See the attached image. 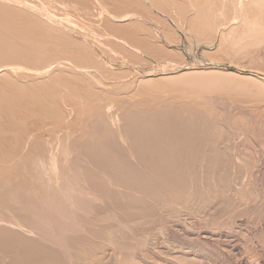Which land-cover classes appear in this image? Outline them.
I'll return each mask as SVG.
<instances>
[{
  "label": "rangeland",
  "instance_id": "1",
  "mask_svg": "<svg viewBox=\"0 0 264 264\" xmlns=\"http://www.w3.org/2000/svg\"><path fill=\"white\" fill-rule=\"evenodd\" d=\"M20 1H22V3ZM46 1H47V4L51 3V6L53 4L52 2L54 3L57 2V0L56 1L49 0V3H48V0ZM61 1L57 2V4H59L58 6L57 5L55 6L56 3L53 4L55 8L53 6L51 7L50 4L47 8V4H45L43 0H19V1L18 0H15V1L14 0H0V7H1L0 9L3 10L6 8L7 10L5 14L10 12L11 16L15 14L13 15L14 17L17 16L18 18H21L20 20L23 19L24 22H26L27 20L26 23L30 22L31 23L30 25L34 24L36 25L35 27L40 26L39 28L43 31V33H44V29H46L45 30L46 33L44 34L47 36L51 35L50 37L51 38L53 37L52 41L53 39L54 41L52 42L51 38L49 39L46 36V38L49 39V41L51 42L50 43L47 40L49 42V45L52 44L53 46L52 45L49 46L48 44H46L48 43L46 40L45 41L42 40V44H46L44 45L45 48H50L51 46L53 48H57L56 46H58V44L60 48L62 46V45L60 46V44L62 43L63 44V46L61 47L62 50L61 48L60 50L63 52L62 53L63 55L65 54L64 56L61 55L62 59L60 58L61 60L59 59V61H57L58 63L53 61L55 65L52 62L54 66L53 65L51 66L50 64L49 67H52V68L49 69L48 67V70H46V72L42 76L41 75L37 76V78L41 77L39 78L41 80L43 79L46 80V78H48L46 77L47 75L46 73H50L49 71H51L52 73H55L54 75L52 73L47 75L51 79L52 77H50V75L53 76L54 79L49 80L48 78L49 81L48 80L47 81L49 84L46 85V88H49V90L53 91V93L48 92V93H51L53 96L50 94L51 95L50 97V95L47 94V92H45V91H49L46 88L38 89V90L42 89L41 90L42 94L39 91L38 95L41 94L40 97L42 98V100L40 101H43V103L42 104L40 103V104L41 106H43L44 104L43 108L46 110L47 113L44 112L42 108H40V110H42L43 113H46V114L41 115V112H42L41 111L39 116L36 114L37 117L33 115L35 118H32V114H29L28 112H27L28 114L26 112H22L24 113V115L26 114L29 117L28 121L26 122V126L30 128L29 133L31 135L33 133L35 136V134L38 132L36 135L39 137L42 136L41 139L43 138L42 142H43V147L45 150L44 152L45 156L43 155L41 156V158L38 159L37 165L34 169L35 171L34 173L37 174L36 177L38 179L37 180L38 183L33 181L35 183L33 185L34 187L36 186L35 194L37 192L38 198L36 199L38 201L36 200L30 206L29 208L30 212L27 211L28 214H30L28 215L29 218L27 217V219H25V224H23L22 228L16 226V224L14 226L12 224L11 225H9L8 223L7 224L9 226L14 227L15 230L19 229V231L27 235L30 239L33 240L35 238L33 241H35V244H37L36 247L41 248L40 254L44 258H47V259L50 258L54 260L55 264H74L76 261L72 257H74L73 255H75V252H78L79 248H84L85 253L92 254L96 258L98 256H102L104 252L105 256L107 255L106 258L104 256L105 258L104 261H106L107 264H115V262L116 264H118V261H120L121 258L122 259L128 258L129 260L132 257L136 258L137 260L140 259L139 261H142L144 264H147L148 262H149L148 264H152V263L162 264V262H164L163 264H165V262L166 264H181V261L183 262L182 264H185V261L183 260H186V264L187 262H190L191 264L192 262L193 264H207V263L210 264V262L212 263V261H215V260L216 261L213 262L212 264H225L226 262L227 264H240V262H243V263L247 262L248 264H250L251 262H252L251 264H255L257 262L256 264L258 263L263 264V261H264V254H263L264 252V99L263 97L264 96L263 97L260 95L258 96L255 94L254 91L252 92V90L250 91L249 89L240 90V91H237V90L233 91L231 89L229 90V92L228 90L225 91L228 94H225L222 90H219L221 92L211 91L208 93L209 95L206 93L207 96H204L205 99L212 96L210 98L211 100L209 99L210 101L208 102L207 100L203 99L202 103L207 101L208 104H206L207 103L206 102L205 105L209 106V103L211 101L214 102V99H216L215 103H217V101L220 100L219 103H217L220 106L214 103V105H216L215 109L218 108L216 109L217 111L214 109V105L211 104L212 102L210 103L211 105L209 106V108L207 106H204V109L207 108V110L203 112V116H206L205 114L210 110L207 113V115L210 116L214 113L215 117L214 115H212V118L211 116L210 117L206 116L207 118L202 116V117H197L195 120L194 118L191 119L190 116L184 115V119H183V116L181 114L180 116L178 115V112H179L178 107L179 108L182 107V105L186 101H189L190 97H192V94L190 91L178 87V84L176 83H172L171 85H169V88L167 89L168 91L165 88L153 89L154 87L152 86L148 87L147 85L143 83V81L146 78L156 79L161 76H166L167 74L168 75H173L176 73L178 74L185 70H204V69L208 70L210 68H218V69L224 68L221 65L225 67L235 66L238 70H241V69H247V70L249 69L252 71L254 70L255 72H259L260 74H262V78L264 80V14H263L264 13L263 12L264 11V0H260V1L258 0L259 2L257 0H69V1L63 0L64 3H66L64 7L67 6L68 3H70L71 1L72 2L71 4L73 5L70 4V6H72L73 10L69 7L68 8L65 7V9H63L64 8V7L62 8L63 1L62 3H60ZM261 2L263 3V5ZM7 3L10 5L8 6ZM61 4L62 6H60ZM59 7L61 8L59 9ZM40 8L42 9L50 8V9L44 10V13H43L41 11L42 9ZM86 9H89V10H86ZM56 10H60L61 12H64L65 10L66 14L64 15L65 12L60 13V11H58V13L55 14ZM83 10L84 11L86 10L88 14L86 12H83ZM46 11H48L49 14H53L52 16L50 15L51 19L49 18V14ZM68 11H71V13ZM95 11L97 12V14L95 13ZM82 12L85 15H83ZM68 13L71 16L70 19H69ZM260 13L261 15H259ZM30 14H32V16ZM43 14H48V15L45 16ZM58 15H60L59 18L56 19V21L53 20L55 19L54 17L56 16L57 18ZM61 15H62V18H61ZM95 15H98V16H95ZM36 17L39 19H37ZM63 17L65 18L67 17L69 20L64 21ZM235 17L239 19L237 20L235 19ZM33 19L35 20L37 19L36 22ZM57 20H59L60 22ZM43 21H45V23ZM99 22H101L102 24ZM121 22L123 24L126 23L125 26L120 25ZM51 24L52 25L55 24V25L52 26ZM74 24L77 26H75ZM116 24L118 26H115ZM50 28L51 29L53 28V29L51 30ZM103 28H106V30ZM108 28L109 29L113 28V30H109V32L111 33L108 32ZM0 29L3 30L2 27ZM102 29L105 30V33ZM117 29L121 31L119 32L117 31ZM90 32H92V34ZM114 33L116 34L117 37L115 36ZM124 33H127L128 36L126 37V34ZM61 34L63 35L62 37H60ZM66 34L68 35V37ZM107 34L109 37L107 36ZM222 34L224 36L222 39H220L219 35H222ZM119 35L121 38H119ZM69 36L71 38H69ZM113 36L121 40L120 41L117 39L115 40ZM122 37L123 39L125 38L124 39L125 41L122 39ZM128 37H130V40ZM63 38L66 41H64ZM131 39H134V40H131ZM219 39L222 40L221 41L222 44H220ZM66 42H68V44H66ZM77 42H78V45H76ZM53 43L56 44L55 47ZM35 44L37 43L34 42V45ZM79 44H80V47H78ZM82 44L85 45V47ZM97 44H99V46L101 45L103 48L101 46L99 47ZM221 45L222 47H220ZM76 46L78 47V49ZM82 47L85 49H83ZM88 47L91 48L90 49L91 51L88 50L89 49ZM79 48H81V50ZM117 48H118V51H117ZM67 49L69 50L70 53L68 52ZM106 50L108 52H106ZM109 51H110V54H108ZM78 52L80 54H78ZM88 53L90 54V56H88ZM81 54H82V57L79 56ZM83 54H85V56ZM76 55L79 58L81 57V59H79ZM70 57L72 59H70ZM69 59L72 61H70ZM92 59L94 61L97 60L96 61L97 63L92 61ZM84 60L85 62H83ZM88 62L91 63L92 67L91 66L90 68L88 67L90 65ZM70 63H72V65ZM79 64L80 66H78ZM84 64L85 66H83ZM81 66L82 68L85 67L87 69L84 68L83 70ZM16 68H19V67H16ZM22 71L23 70H21L20 72H12V73L10 72L11 73L10 75L15 77L16 75H19V73L21 74L25 73L27 70H25V72H22ZM56 71H59L62 77ZM56 73H58V75ZM68 75L71 78V79L69 78V80H68V77H69ZM86 75L88 76L86 77ZM55 76H56V79H60L61 82L65 80V82H62L63 86L60 85L62 84L60 80L57 83ZM91 78L94 81H92ZM74 79H77V80H74ZM140 80L142 82H140ZM53 81L54 82L56 81L55 85L57 84V86L54 85ZM67 81H69L68 83L72 84L73 86L69 85ZM50 83H51V86H50ZM64 84H66L65 87H64ZM88 85L90 87H88ZM130 86H132V89H130L131 88ZM56 87H59V88H56ZM60 87H64V88L62 89ZM85 87H87V90ZM66 89H68V91ZM38 90L36 89L34 91V94L38 93L36 92ZM113 90L115 91V93ZM154 90H156L155 93H153ZM157 90L159 93L157 92ZM165 90L166 92H164ZM80 91L82 92L80 93ZM161 91L164 93L161 94ZM244 91H246V93ZM60 92H61L60 94L61 96L59 97ZM146 92L147 94H145ZM180 93H182L183 95ZM173 94H175V96H178L180 100L176 98L175 96H172ZM63 95L66 97L63 98ZM105 95L107 96L105 97ZM150 95H153V97ZM186 95L188 98L186 97ZM215 95H218L219 97ZM48 97L50 98V100ZM52 97L54 98L56 97V99ZM61 97L63 98V100ZM100 97L101 98L103 97V98L101 99ZM155 97L156 98L158 97V98L155 99ZM225 97L227 98L225 99ZM161 98L165 100L167 99L166 102L167 101L168 102L166 103L165 100H161ZM51 99H54V100H51ZM175 99L177 100L176 102H174ZM150 100L153 101L152 103L154 104H152ZM222 100L223 101L226 100L225 101L226 105L222 102ZM61 101L62 102L64 101L63 102L64 104H62ZM96 101H98L97 102L98 104L96 103ZM155 101L157 102L155 103ZM163 101H164V104H167V106L165 105L167 108L164 107V104H162ZM85 102L87 103V105L90 104L89 106V109H91L90 112H88L89 109L88 111L85 110V112H83L84 110H79V108L77 107L78 105L85 104ZM148 102L150 103L147 104ZM158 102L159 103L161 102V103L159 104ZM171 102L173 103L171 104ZM220 103L222 104V110H221ZM228 103L229 105L227 106ZM233 103L235 106L233 105ZM93 104H95V106H93ZM223 104L226 107L223 106ZM230 104H232L231 108H230ZM48 105L52 107L51 110H53V107H56L54 110H57V111L58 109L59 111L62 110V112L61 111L60 112L62 116L64 115V117L62 116L58 117V119L56 120L50 119L51 118L50 117L48 120H46L48 116H45V115L49 114V112L51 114V111H50L51 107L50 106L48 107ZM174 106L176 107V109L174 108ZM211 106L213 107L212 113H211V110H212ZM39 107L40 105H38V109ZM108 107L111 108V110H109ZM147 107L149 108L147 109ZM47 108L49 111H47ZM150 108L151 109L153 108L152 109L153 111ZM71 110L73 112H71ZM140 110H142L143 112ZM59 111H58V114L60 116ZM150 111L152 114L150 113ZM169 111H172L170 112L171 116L169 115V117L165 116V118H163L164 113H166L167 115ZM176 111L178 112L176 113ZM108 112H110V114H108ZM1 113L3 112L1 111L0 114ZM209 113L211 114L209 115ZM4 114H1L0 116L2 117ZM7 115L8 114H6L7 118L4 117V119L6 118V121L3 119V117L1 118L4 120L3 122H7L8 120ZM10 115L9 117L11 118ZM43 116L47 118L45 119ZM91 116L93 117L91 118ZM172 116L173 118L171 119ZM134 117H135V120H133ZM152 117L154 119H152ZM174 117H175V120H174ZM70 119L72 121H70ZM163 119L165 121H163ZM202 119L204 120L202 121ZM206 119H207V122H206ZM190 120H191V124L189 123V125L192 126L191 127L192 129H190L189 128L190 126H188V122H190ZM212 120H213V123H212ZM209 121H210V125H209ZM46 122L48 123V125H46L47 124ZM146 122L148 124H146ZM165 122H166V125H165ZM175 122L177 125L175 124ZM179 122H181L182 125L181 124L179 125ZM183 122L185 123L184 125H183ZM186 122H187V125H186ZM68 123H70V126ZM215 123H216V126L218 123L219 125L216 127ZM167 124H170L171 129L169 132L171 133L173 132L172 133L173 135L172 134L170 135V133L167 132V134L165 133L162 136L163 129L169 128ZM197 124H200V126H198ZM76 125H78V127ZM151 125L152 127H150ZM208 125L210 126L209 131H208L209 129ZM211 125H212V128H211ZM6 126L10 128L8 129L6 127L11 137H13V133L14 135H16V137L18 136L17 133L19 130L17 131V129L19 128H16L13 130L12 125L11 127L9 125H6ZM46 126H49V127H46ZM184 126L185 128L188 126L186 130L188 131L191 130V131L189 133L182 134V130L183 131L185 130ZM220 126L221 128H219ZM39 127L40 129L38 130L34 129V128H39ZM193 128H195V131L193 130ZM224 128L226 130L228 128L227 134ZM10 130H12V134ZM23 130H25L26 133L28 131L26 128L22 129V131L19 134L21 135L19 137L21 140L24 136L28 135V133L27 134L25 133L26 135L23 134L25 132V131L23 132ZM218 130H220V133H217L219 132ZM54 131L55 133H53ZM70 131H71L70 133L71 136H69ZM158 131H159V134H158ZM210 131L211 132L213 131V132L210 133ZM176 132L178 134L179 139L177 137L176 139L173 138L177 136ZM196 132H198L197 135H194L196 134ZM199 132H201L200 135L202 136L198 135ZM208 132L210 133V135L208 134ZM4 133L8 137L7 132H4ZM63 133L64 135H62ZM160 133H161V136H160ZM191 133L193 134L192 136H191ZM66 134L68 135L66 136ZM117 134H119V136ZM138 134H141L142 136H144L143 139ZM187 134H190V135L188 136ZM182 135L184 136V138ZM206 135H207V139L205 138ZM208 135H209V139H208ZM164 136L166 140L164 139ZM171 136L174 140L171 138ZM215 136L217 139H219V141H216L217 139L215 140V143L217 145L212 144L214 142ZM11 137L8 138L9 142L8 141L6 142H7L8 147L10 145L11 148L13 145L14 146L16 145L18 150L15 149L16 153L13 150V155L18 154L17 156L15 155L14 157V158L16 157L18 158L19 152L21 153V149H23L22 151L24 152L26 151V146L24 150L23 142H20L19 144L20 149H19L18 148L19 145L17 146V144L19 143V142L17 143L19 138H16V137L11 138ZM61 137L63 140H61ZM80 137L82 138V140L80 139ZM169 137H170V141L168 140ZM196 137H200V139L198 138V142H197L198 144L195 141V139L197 140ZM24 138H27V136ZM151 138L153 140L150 141ZM10 139L11 141L12 139L14 140L16 139L17 140V141L15 140L16 144L14 143L15 141L10 142ZM144 139H147L148 141ZM201 139L203 140L205 139L204 145L202 143L203 140ZM115 140L117 142H115ZM118 140H119V143H118ZM208 140L210 141V144H212L213 146L212 145L209 147L207 146V145H210ZM23 141H24V145L25 143L26 145L29 144V142H25V139ZM49 141L52 142V144L49 143ZM161 141L163 142V145L162 143H160ZM171 141H173L174 145ZM183 141L185 143L184 147L186 150L182 154H178V149H180L181 146H183ZM187 141L188 143L190 142L189 143L190 146L188 145ZM193 141L197 145L196 144L194 145ZM57 142H58L59 147L57 145L58 148L55 149ZM139 142H141V144H138ZM175 142H177L178 145H176L177 143ZM11 143H14V144L11 145ZM48 143H49V146H48ZM53 143H54V147H53ZM21 144L23 147L21 146ZM205 145L207 149L205 148ZM215 145L217 146L216 149L221 148L220 150L218 149L220 151V154L218 153V150L216 152V150L213 149L215 148ZM197 146L200 147V150ZM166 147L167 149H169V151L168 150L164 151ZM50 148L52 149L49 150ZM149 148H151V150ZM159 148L160 150H158ZM210 148L212 149L210 150ZM58 149L61 153L58 151ZM171 149H172V152H171ZM194 149L196 151V154L194 152ZM9 151H12V149ZM56 151L58 153L54 154V152L56 153ZM167 151H168V155H167ZM151 152L152 154L154 153L153 156ZM159 153H161V156L159 155ZM205 153L208 158L206 157ZM207 153L209 154L210 157L208 156ZM214 153L218 156L216 155L213 156ZM192 154H194L195 158L193 157ZM53 155L56 158H54ZM162 155L163 157L164 156L165 157L163 158ZM186 155H187L186 158L188 159V161H186L187 160L185 158ZM166 156H167V160L165 159ZM202 156L204 160H206L205 162ZM174 157L176 158V160ZM180 157H182V159H180ZM170 158H172V160ZM140 159L142 161H140ZM173 159L175 160V162L173 161ZM47 160H49V162H45ZM54 160L56 163L54 162ZM232 160H234V162H236L237 164L232 163ZM163 161H165V163H163ZM172 161L174 164L172 163ZM45 163L47 164L50 163L51 165L48 164L49 165L48 166L46 164L45 166ZM176 164L178 167L176 166ZM39 172H41L40 176L38 175ZM42 174H44V176ZM45 174L47 175V177ZM42 176L45 178V179L42 178L44 181V184L43 182H41ZM61 176L63 177V180H61ZM32 178L34 179L33 175H32ZM47 181H50L49 183L51 187L49 186V184H46ZM61 182L63 183L61 184ZM39 186L41 187L39 188ZM65 187H67L68 189ZM69 187L72 189L71 191ZM146 187H148V189ZM79 188L82 190H80ZM46 189H47V192H46ZM55 190H57V193H58L57 194L58 197L56 196L58 201L62 199V196H61L62 194L60 195V192L63 191L62 202L65 201L64 199L66 198L65 194L67 195L69 194L67 199L68 201H70L69 198L71 199L70 201L71 203L70 202L68 203L73 205L71 206L73 207V210L69 206V210L71 208V212L70 211H68L69 213L66 212L68 210V209L66 210L65 208L67 206V203H66L67 201L64 202L66 203V206H64L65 204L61 206L62 208L65 209V211L63 212L64 213L66 212L65 214H68L70 216L68 217L70 218L69 220L70 222H72V224L68 223L69 221L67 219V216L61 212L62 210L61 211L59 210L60 211L59 214H58V210L57 212H55L57 208L61 209V206H59V203H56L57 199L53 197V195L54 196L56 195ZM51 192L53 193V195L51 194ZM19 196L20 195L15 196L14 198V196L11 195V198H10V195H9L7 197L5 196L2 198V202H5V199H6V201H8L10 205L12 206V208L8 212L3 210V215H5L6 220L8 219L10 221L12 220V216H11L12 213L20 214L23 212V210L19 208L20 205H16L17 202H15L17 198H19ZM40 198H42L43 200L44 198H47V200H44V202L46 201V205L44 207L42 205L43 203H41L42 200ZM251 198H254L255 200ZM20 199H24V197L20 196ZM49 199L51 201L50 202L51 205L47 206L49 204ZM52 199H56V202H54V204L57 205V207L53 210L54 213H52L51 211L52 208H54L52 206V203H53ZM168 200L171 201V204L169 203ZM72 201H73V204H72ZM253 201H254V204H253ZM252 204L254 207L252 206ZM33 205L35 206V208ZM15 206L16 208H19V209H16ZM50 207H52L51 210H49ZM115 207H116V210H118V213L114 209ZM47 208L49 212L51 211L52 220H51V216L49 212L46 213ZM138 210L140 212L139 214H138ZM34 213H35V216L39 217L37 218L39 222H42L40 221L42 217H43L42 219H44L46 223L48 222L47 220L51 221L50 225L49 223L46 224V227L47 225L48 227L50 226V229L48 228L50 231L43 230L44 228L45 230L47 229L43 222V225H44L42 229L43 231L42 233H40L41 231L40 227H42V224L41 223L39 224V222H37L35 216H31ZM40 214H41V218H40ZM62 214L65 215V216L63 215L65 218L62 216ZM55 215H58V217H56ZM74 215L76 219L74 218ZM103 215H104V218H103ZM107 215H108V219H107ZM44 217L45 218L47 217V219H45ZM71 217L74 220L72 219L71 221ZM62 218H64L65 220ZM141 219L143 220L141 221ZM34 220H35V223L39 224L40 226H37L34 223ZM53 220H55V222ZM57 220L59 224L56 223ZM61 220L66 221L65 225L68 224V226L71 227L72 225L73 227L69 230V227H66L63 224L64 222H61ZM124 220L128 222V225ZM129 220H133L130 223L131 225L132 224L134 225L130 226ZM52 221L56 223V225L52 224ZM73 221H75L76 224H74ZM12 222L14 223V220ZM117 222L118 224L119 223L120 224L117 225ZM60 223L66 228L64 229V227H62ZM124 223L126 226L124 225ZM3 224H6V222L0 221V227H3ZM53 225L56 228L58 227L57 228L58 230L55 227H52ZM34 226H36L37 229H30L32 227L34 228ZM59 226H61L60 227L61 229H59ZM24 227L25 229H27L25 232H24ZM103 229L107 230V232L106 231L105 232L108 236L110 234V237H107L105 232H103L104 231ZM117 229L119 230V232H117L118 231ZM228 232H229V235H228ZM46 234L48 235L47 237H46ZM114 235H117V236H114ZM142 235L144 237H141ZM42 236L45 238V241H42L43 239ZM51 237H54L53 239H55L56 237V239L52 241ZM130 238L132 241L130 240ZM145 238H147V240ZM57 239L60 241H57ZM219 239L221 241H219ZM227 239L230 241H228ZM102 240H103V243H102ZM120 241L121 243H119ZM147 241H149V243ZM161 241H163L164 243ZM166 241L168 243H166ZM218 241L220 244L218 243ZM227 241L229 242V244ZM250 241L251 242L253 241L252 242L253 244L255 243L254 251H253L254 245L252 243L250 244ZM160 242L163 247L160 246L161 245L159 244ZM196 242L198 244H196ZM222 242L223 244H221ZM105 243H106V246H104ZM125 243L128 246V250L126 248ZM140 243L142 244V247ZM145 243L147 244V246H145L146 245ZM202 243H206L209 246L207 247V245L205 244L202 245ZM216 243H218V246ZM61 244L63 245L65 244V246H63L65 249L68 248L67 250L69 252L68 255H67V251L63 247H61L62 246ZM112 244H115V245L112 246ZM173 244H175V246ZM227 244L229 245L228 250L226 246ZM169 245L175 248H171V246ZM180 245H183V246L180 247ZM251 245H252V248L250 247ZM256 245H258V247ZM178 246H179V249H178ZM204 246L206 247V249ZM219 246L222 248H220ZM247 246L249 247L248 249L246 248ZM102 247H105L103 251H102ZM151 247L154 248V250ZM256 247L261 248V249H256ZM60 248L61 250L63 249V252L60 250ZM233 248L239 250L240 252L236 254V252L232 251ZM111 249L114 250L115 254L113 250ZM182 249L184 250L182 251ZM225 249L230 253V255L229 253H227V251H225ZM230 249L233 252V255ZM64 250L66 251L65 253H64ZM148 250L151 252H149ZM179 250L181 251V253L187 251L191 253L193 257L188 256L190 258L188 257L184 258L181 256L180 253H178L180 252ZM200 250H204L205 253L204 251H200ZM158 251L160 252L158 253ZM171 251H174L175 254L177 253L176 255L177 256L179 255L178 258L176 255L173 256L174 252H171ZM146 253L148 255H146ZM151 253H152V257H151ZM168 253H170V256ZM209 253L211 256H209ZM240 253L242 255H240ZM112 254H114L115 258L117 257L116 260L114 256H112ZM118 254H120V257L118 256ZM109 255L111 256V260L109 258L110 257ZM145 256H147V258ZM172 256L174 257L173 260H172ZM256 256H258L257 259H255ZM175 257H176V260H175ZM205 257L206 258L208 257L207 262L205 261L206 259ZM219 257L222 259L221 261ZM223 257L225 258L228 257L229 259L227 258L228 260L226 259L227 260L226 261L225 258ZM239 257H242V258L239 259ZM144 258H146V261ZM234 258H235V261H234ZM163 259L164 261H162ZM251 259L253 261H251ZM229 260H230V263H229Z\"/></svg>",
  "mask_w": 264,
  "mask_h": 264
},
{
  "label": "bare ground",
  "instance_id": "2",
  "mask_svg": "<svg viewBox=\"0 0 264 264\" xmlns=\"http://www.w3.org/2000/svg\"><path fill=\"white\" fill-rule=\"evenodd\" d=\"M15 1V0H14ZM19 1V0H18ZM44 2H45V4H47V1L46 0H43ZM56 1V0H55ZM58 1H61V0H57V2ZM63 1V0H62ZM62 1L60 2V3H62ZM69 1V0H68ZM258 1V0H257ZM260 1V0H259ZM258 1V2H259ZM21 3H22V1H20ZM36 2V1H35ZM39 2V1H38ZM57 2H52L53 4H55V6L57 5H59V4H57ZM78 2V1H77ZM81 2V1H80ZM84 2V1H83ZM48 3H49V0H48ZM68 3V2H67ZM72 2L70 1V3H68V5L67 6H65L66 8H71L72 10H73V8H72V6H70V4H71ZM262 3V2H261ZM260 3V4H261ZM8 4V3H7ZM39 4V3H38ZM50 4V6H51V3H49ZM49 4H47V8H48V6H49ZM53 4H52V6H53ZM62 4H63V6H62ZM60 6H62V8L64 7V5H66V3H64V1H63V3H62ZM76 4V3H75ZM79 4V3H78ZM77 4V5H78ZM256 4H258V3H256ZM10 4H8V6H9ZM14 5V4H13ZM26 5V4H25ZM29 5V4H28ZM27 5V6H28ZM35 5V4H34ZM40 5V4H39ZM71 5H73V4H71ZM76 5V6H77ZM80 5V4H79ZM87 5V4H86ZM85 5V6H86ZM262 5H263V3H262ZM22 6V5H21ZM30 6V5H29ZM32 6V5H31ZM43 6V5H42ZM51 6V7H52ZM75 6V7H76ZM261 6V5H260ZM35 7V6H34ZM33 7V8H34ZM41 7V6H40ZM54 7V6H53ZM65 7L63 8V9H65ZM74 7V8H75ZM89 7V6H88ZM115 7V6H114ZM117 7V6H116ZM1 8V7H0ZM5 8V7H4ZM8 8V7H7ZM22 8V7H21ZM36 8V7H35ZM43 8V7H42ZM42 8H40V9H42ZM55 8V7H54ZM61 7H59V9H60ZM9 9V8H8ZM16 9V8H15ZM30 9V8H29ZM50 9V8H49ZM49 9H42L41 11L44 13V10H49ZM121 9V8H120ZM119 9V10H120ZM3 10H5V11H3ZM0 9V28L2 27L3 28V30L2 29H0V68L1 67H3V68H1L0 69V112L2 111L3 113H1V114H4V113H6V114H8L7 116H8V120H7V122H3L4 120L6 121V114H4L2 117H3V119H4V117H6L4 120L3 119H1L2 117L0 116V221H2V222H6V224H3V227H0V264H55V261L54 260H52V259H47V258H44L41 254H40V247H36L37 246V244H35V241H33L32 239H30L27 235H25L24 233H22L21 231H19V229L18 230H15V228L14 227H12V226H9V225H15L16 224V226H18V227H20V228H22L23 227V224H25V219H27V217H28V215H30V214H28V212H30L29 211V208H30V206L37 200L36 198H38L37 197V192H36V194H35V191H36V186L34 187V185L33 184H35L34 182H36V183H38L37 182V177H36V175L37 174H35L34 172V169H35V167H36V165H37V161H38V159L39 158H41V156H45V154H44V152H45V150H44V147H43V142H42V140H43V138L41 139V137H39V136H37L36 134L38 133H36L35 134V136H34V134L32 133V135L29 133V129L30 128H28L27 126H26V122L28 121V116L25 114L24 115V113H22V112H28L29 114H32V118H35V117H37V115L39 116V114H40V112L42 111V110H40V108H42L43 109V111L44 112H46V110L43 108L44 107V104H43V106H41V104L43 103V101H40V100H42V98L40 97L41 96V94H42V92H41V90H38L39 88H46V85L47 84H49L48 83V81L49 80H52V79H54V77L53 76H51L50 75V77H52V79L51 78H49V76H47L48 74H50V73H52L51 71H49L50 73H46L47 75H46V77H48L49 78V80H48V78H46V80H41V79H39V78H41V77H39V78H37V76L39 75H43L45 72H46V70H48V67L50 66V64H51V66L54 64L55 65V63L53 62V61H55V62H57V61H59V59L61 58V55H63L62 53V46H63V44L61 43L60 44V48H61V50H60V48H59V44H58V46H56V44H54V47L56 46L57 48H53L52 46V44H50V45H52L50 48H45L44 47V45H46V44H48L49 45V39L51 38L50 36H47V35H45L44 33H46L45 32V30L46 29H44V33H43V31L39 28V27H35L36 25H34V24H32V25H30L31 23L30 22H28V23H26L27 22V20H26V22H24V20L22 21V20H20L21 18H18L17 16L16 17H14L13 15H15V14H13L12 16H11V13L9 12V13H7V14H5V12H7V10H6V8L5 9ZM20 10V9H19ZM39 10V9H38ZM52 10V9H51ZM50 10V11H51ZM66 10H68V9H66ZM86 10H89V9H86ZM86 10L84 11L83 10V12H86ZM109 10V9H108ZM261 10H263V9H261ZM16 11V10H15ZM24 11V10H23ZM40 11V12H41ZM54 11V10H53ZM57 11V12H56ZM55 11V14L56 13H58V11H60V10H56ZM81 11H82V9H81ZM115 11V10H114ZM46 12H48V11H46ZM45 12V13H46ZM64 12H65V10H64ZM64 12H61L60 11V13H64ZM68 12H70L71 13V11H68ZM76 12V11H75ZM80 12V11H79ZM83 12H82V14H83ZM92 12V11H91ZM111 12H113V11H111ZM261 12V11H260ZM264 12V11H263ZM17 13V12H16ZM87 13V12H86ZM95 13L97 14V12L95 11ZM26 14V13H25ZM48 14H49V12H48ZM48 14H43V15H48ZM66 14V12L64 13V15ZM81 14V15H82ZM88 14V13H87ZM91 14V13H90ZM104 14V13H103ZM111 14V13H110ZM264 14V13H263ZM17 15V14H16ZM31 16H32V14H30ZM50 15L52 16L53 14H49V18L51 19V17H50ZM68 15H69V19L71 18V16H70V14L68 13ZM80 15V16H81ZM83 15H85V14H83ZM259 15H261V13L259 14ZM34 16V15H33ZM59 16L60 15H58V17L56 18V16L54 17L55 19H53V20H55L56 21V19H58L59 18ZM75 16V15H74ZM74 16H72V17H74ZM95 16H98V15H95ZM39 17V16H38ZM48 17V16H47ZM76 17V16H75ZM85 17V16H84ZM89 17V16H88ZM100 17V16H99ZM37 18V17H36ZM61 18H62V15H61ZM64 18V21L65 20H69L67 17V19L65 18V17H63ZM78 18V17H77ZM102 18V17H101ZM25 19H26V17H25ZM37 19H39V18H37ZM36 19V20H37ZM41 19V18H40ZM73 19V18H72ZM81 19V18H80ZM79 19V20H80ZM87 19V18H86ZM90 19H91V17H90ZM89 19V20H90ZM113 19V18H112ZM235 19H237V17H235ZM239 19V18H238ZM237 19V20H238ZM31 20V19H30ZM33 20H35V19H33ZM36 20H35V22H36ZM60 20V19H59ZM59 20H57V21H59ZM63 20V19H62ZM108 20V19H107ZM233 20H234V18H233ZM242 20V19H241ZM64 21H62V22H64ZM71 21V20H70ZM86 21H88V20H86ZM93 21H95V20H93ZM92 21V22H93ZM99 21V20H98ZM101 21V20H100ZM104 21V20H103ZM102 21V22H103ZM106 21V20H105ZM42 22V21H41ZM44 23H45V21H43ZM60 22V21H59ZM91 22V21H90ZM90 22H88V23H90ZM107 22V21H106ZM238 22V21H237ZM255 22V21H254ZM33 23V22H32ZM66 23H67V21H66ZM69 23V22H68ZM99 23H101V22H99ZM104 23V22H103ZM113 23V22H112ZM229 23V22H228ZM227 23V24H228ZM240 23V22H239ZM46 24H47V22H46ZM73 24V23H72ZM76 24V23H75ZM74 24V25H75ZM102 24V23H101ZM108 24H109V22H108ZM107 24V25H108ZM126 24V23H125ZM125 24H123L122 22H121V24L120 25H123V26H125ZM34 25V26H33ZM48 25H49V23H48ZM52 25V24H51ZM55 25V24H54ZM54 25H52V26H54ZM79 25V24H78ZM91 25V24H90ZM94 25H96V24H94ZM225 25V24H224ZM256 25V24H255ZM254 25V26H255ZM33 26V27H32ZM45 26V25H44ZM47 26V25H46ZM71 26V25H70ZM75 26H77V25H75ZM74 26V27H75ZM82 26H83V24H82ZM98 26V25H97ZM97 26H95V27H97ZM104 26H105V24H104ZM111 26V25H110ZM113 26V25H112ZM115 26H118L117 24L115 25ZM122 26V27H123ZM129 26V25H128ZM51 27V26H50ZM60 27V26H59ZM121 27V26H120ZM42 28H44V27H42ZM67 28V27H66ZM76 28V27H75ZM100 28V27H99ZM110 28V27H109ZM108 28V32H109V30H113V28L112 29H109ZM51 29V28H50ZM53 29V28H52ZM51 29V30H52ZM81 29V28H80ZM88 29V28H87ZM95 29H97V28H95ZM103 29H105L106 30V28H103ZM102 29V30H103ZM116 29V28H115ZM126 29V28H125ZM258 29V28H257ZM47 30H49V29H47ZM57 30H59V29H57ZM79 30V29H78ZM105 30H103L104 31V33H105ZM64 31V30H63ZM87 31H89V30H87ZM117 31H119L118 29H117ZM121 31V30H120ZM119 31V32H120ZM124 31V30H123ZM59 32V31H58ZM98 32V31H97ZM114 32V31H113ZM116 32V31H115ZM119 32H118V34H119ZM125 32V31H124ZM48 33V32H47ZM54 33V32H53ZM60 33V32H59ZM71 33V32H70ZM91 34H92V32H90ZM103 33V34H104ZM109 33H111V32H109ZM117 33V32H116ZM122 33V32H121ZM120 33V34H121ZM49 34V33H48ZM52 34V33H51ZM57 34V33H56ZM63 34V33H62ZM61 34V36L60 37H62L63 35ZM90 34V35H91ZM94 34V33H93ZM96 34V33H95ZM100 34H101V32H100ZM115 34V33H114ZM113 34V35H114ZM124 34H126V37L128 36L127 35V33H124ZM67 35V34H66ZM112 35V34H111ZM110 35V36H111ZM122 35V34H121ZM46 36H47V38H49V39H47L46 38ZM56 36V35H55ZM88 36V35H87ZM104 36V35H103ZM102 36V37H103ZM107 36H108V34H107ZM115 36H116V34H115ZM220 36V39H222L223 38V34L222 35H219ZM67 37H68V35H67ZM106 37V36H105ZM109 37V36H108ZM112 37V36H111ZM110 37V38H111ZM117 37V36H116ZM131 37H133V36H131ZM53 38V37H52ZM52 38H51V41H52ZM64 38H65V36H64ZM63 38V39H64ZM69 38H71L70 36H69ZM68 38V39H69ZM90 38V37H89ZM113 38L116 40L117 38H115L114 36H113ZM119 38H121L120 37V35H119ZM129 38V40H130V37H128ZM56 39V38H55ZM61 39V38H60ZM122 39H123V37H122ZM125 39V38H124ZM123 39V40H124ZM127 39V38H126ZM135 39V38H134ZM134 39H131V40H134ZM215 39V38H214ZM219 39V40H220ZM42 40L43 41H47L48 43H46V44H42ZM99 40H100V38H99ZM117 40H121V39H117ZM39 41H41V42H39ZM53 41H54V39H53ZM52 41V42H53ZM59 41H61V40H59ZM59 41H58V43H59ZM64 41H66L65 39H64ZM74 41V40H73ZM125 41V40H124ZM212 41V40H211ZM222 40H220V44H222V42H221ZM34 42L35 43H37V44H35L34 45ZM69 42V41H68ZM68 42H66V44H68ZM94 42H95V40H94ZM97 42H99V41H97ZM102 42V41H101ZM117 42V41H116ZM116 42H115V44H116ZM31 43V44H30ZM39 43H41V44H39ZM51 43V42H50ZM57 43V42H56ZM72 43V42H71ZM80 43V42H79ZM103 43V42H102ZM173 43V42H172ZM175 43V42H174ZM100 44V43H99ZM99 44H97L98 46H99ZM111 44H113V43H111ZM110 44V45H111ZM43 45V46H42ZM49 45V46H50ZM73 45V44H72ZM76 45H78V42L76 43ZM83 45V44H82ZM95 45V44H94ZM103 45V44H102ZM106 45H108V44H106ZM119 45V44H118ZM121 45V44H120ZM84 47H85V45H83ZM88 46V45H87ZM101 46V45H100ZM99 46V47H100ZM112 46V45H111ZM116 46V45H115ZM70 47V46H69ZM72 47V46H71ZM75 47V46H74ZM77 47V46H76ZM78 47H80V44H79V46ZM78 47H77V49H78ZM102 47V46H101ZM106 47V46H105ZM104 47V48H105ZM220 47H222V45L220 46ZM59 48V49H58ZM83 48V47H82ZM89 48V47H88ZM103 48V47H102ZM110 48V47H109ZM113 48V47H112ZM111 48V49H112ZM115 48V47H114ZM119 48H120V46H119ZM64 49V48H63ZM72 49H74V48H72ZM80 50H81V48H79ZM83 49H85V48H83ZM82 49V50H83ZM91 48H89L88 50L89 51H91L90 50ZM106 49H108V48H106ZM68 50V49H67ZM88 50H87V52H88ZM65 51V50H64ZM86 51V50H85ZM104 51H105V49H104ZM103 51V52H104ZM114 51V50H113ZM116 51V50H115ZM117 51H118V48H117ZM174 51V50H173ZM68 52H69V50H68ZM76 52V51H75ZM74 52V53H75ZM80 52V51H79ZM78 52V54H80ZM106 52H108L107 50H106ZM172 52V51H171ZM67 53V52H66ZM70 53V52H69ZM77 53V52H76ZM75 53V54H76ZM82 53V52H81ZM84 53H86V52H84ZM90 53V52H89ZM88 53V56H90V54ZM114 53V52H113ZM112 53V54H113ZM173 53V52H172ZM179 53V52H178ZM108 54H110V51H109V53ZM167 54V53H166ZM180 54V53H179ZM65 55V54H64ZM63 55V56H64ZM74 55V54H73ZM84 56H85V54H83ZM171 55V54H170ZM77 56V55H76ZM79 56H81L82 57V54L81 55H79ZM84 56H83V58H84ZM173 56V55H172ZM175 56H176V54H175ZM72 57V56H71ZM70 57V59H72ZM78 57V56H77ZM81 57L79 58V59H81ZM94 57H96V56H94ZM93 57V58H94ZM65 58H67V57H65ZM90 58V57H89ZM91 58H92V56H91ZM90 58V59H91ZM173 58V57H172ZM175 58V57H174ZM62 59V58H61ZM60 59V60H61ZM64 59V58H63ZM69 59V60H70ZM79 59H78V61H79ZM87 59V58H86ZM65 60V59H64ZM67 60V59H66ZM68 60V61H69ZM83 60V59H82ZM171 60V59H170ZM70 61H72V60H70ZM69 61V62H70ZM77 61V60H76ZM81 61V60H80ZM87 61V60H86ZM92 61H94L93 59H92ZM97 61V60H96ZM96 61H94V62H96ZM52 62H53V64H52ZM65 62V61H64ZM74 62H75V60H74ZM73 62V63H74ZM83 62H85V60L83 61ZM91 62V61H90ZM90 62H88L90 65L88 66L89 68H90V66L92 67V65H91V63ZM58 63V62H57ZM79 63V62H78ZM87 63V64H88ZM97 63V62H96ZM69 64V63H68ZM71 65H72V63H70ZM53 65V66H54ZM70 65V66H71ZM94 65V64H93ZM101 65V64H100ZM59 66H60V64H59ZM74 66V65H73ZM76 66V65H75ZM78 66H80V64L78 65ZM78 66H77V68H78ZM83 66H85V64L83 65ZM97 66V65H96ZM222 67H224V68H221V69H218V68H210V69H204V70H185V71H182V72H180V73H176V74H173V75H166V76H161V77H159V78H156V79H153V78H151V79H145L144 81H143V83L145 84V85H147L148 87H150V86H152V87H154L153 89H163V88H165L166 90L169 88V85H171L172 83H176V84H178V87H180V88H182V89H186V90H188V91H190L191 92V94H192V97H190V99H189V101H186L183 105H182V107H178V111H176V113L178 112V115L180 116V114L183 116V119H184V115L185 116H190L191 117V119L192 118H194L195 120H196V118L197 117H202L203 116V112L204 111H206L207 110V108L206 109H204V106H207V105H205V103L208 101H210L211 99V97H209V98H206L205 99V97L204 96H207L206 95V93L208 94L209 92H211V91H219V90H222L225 94H228V93H226L225 91H227L228 90V92H229V90H237V91H240V90H246V89H249L250 91L252 90V92L254 91L255 92V94L256 95H260V96H264V80H263V78H262V74H260L259 72H255L254 70L252 71V70H247V69H241V70H238L235 66H228V67H225V66H223V65H221ZM16 67H19V68H16ZM95 67V66H94ZM50 68H52V67H49V69ZM81 68H82V66H81ZM85 68V67H84ZM84 68H82L83 70H84ZM59 69V68H58ZM66 69V68H65ZM76 69V68H75ZM81 69V70H82ZM85 69H87V68H85ZM92 69V68H91ZM21 70H23L22 72H25V70H27L25 73H23V74H21V73H19V75H16V76H18V77H16L15 75V77H13V76H11L10 74L12 73V72H20ZM30 70H32V71H30ZM53 70H55V69H53ZM56 70H57V68H56ZM78 70H80V69H78ZM62 71V70H61ZM69 71V70H68ZM99 71V70H98ZM11 72V73H10ZM56 72H58L59 74H60V76H61V73L59 72V71H56ZM66 72V71H65ZM74 72V71H73ZM81 72V71H80ZM28 75H27V74ZM58 73H56L57 75H58ZM79 73V72H78ZM14 74V73H13ZM12 74V75H13ZM53 75L55 74V73H52ZM56 75V76H57ZM63 75V74H62ZM75 75V74H74ZM77 75V74H76ZM84 75V74H83ZM56 76H55V79H56ZM59 76V77H60ZM69 76V75H68ZM82 76V75H81ZM88 75H86V77H87ZM62 77V76H61ZM72 77V76H71ZM91 77V76H90ZM45 78V77H44ZM67 78V77H66ZM69 78H70V76L68 77V80H69ZM73 78V77H72ZM83 78H85V77H83ZM96 78H98V77H96ZM95 78V79H96ZM71 79V78H70ZM78 79V78H77ZM77 79H74V80H77ZM88 79V78H87ZM90 79V78H89ZM92 79V78H91ZM100 79V78H99ZM48 80V81H47ZM59 80L60 79H56V81H57V83L59 82ZM73 80V81H74ZM84 80V79H83ZM142 80V79H141ZM140 80V82H142ZM27 81V82H26ZM56 81L54 82V85H55V83H56ZM81 81V80H80ZM88 81V80H87ZM89 81H91V80H89ZM92 81H94L93 79H92ZM101 81V80H100ZM60 82H61V80H60ZM62 82H65V80H63ZM61 82V83H62ZM69 81H67V83H68ZM70 82H71V80H70ZM77 82V81H76ZM78 83V82H77ZM80 83V82H79ZM84 83V82H83ZM96 83V82H95ZM101 83V82H100ZM53 84V83H52ZM69 85H72V84H70V83H68ZM74 84V83H73ZM85 84H86V82H85ZM90 84V83H89ZM94 84V83H93ZM59 85V84H58ZM60 85H62L63 86V83L62 84H60ZM59 85V86H60ZM112 85V84H111ZM143 85V84H142ZM50 86H51V83H50ZM55 86H57V84L55 85ZM66 86V84H64V87ZM73 86V85H72ZM76 86V85H75ZM79 86V85H78ZM83 86V85H82ZM85 86V85H84ZM98 86V85H97ZM101 86V85H100ZM99 86V87H100ZM108 86V85H107ZM119 86V85H118ZM137 86H139V85H137ZM49 87V86H48ZM64 87H60V88H64ZM69 87V86H68ZM88 87H90L89 85H88ZM131 88L130 89H132V86H130ZM147 87V88H148ZM151 87V88H152ZM56 88H59V87H56ZM73 88V87H72ZM81 88V87H80ZM86 88V90H87V87H85ZM102 88V87H101ZM134 88V87H133ZM138 88V87H137ZM146 88V87H145ZM179 88V89H180ZM253 88V89H252ZM38 90V91H36V92H38V93H36V94H34V91L35 90ZM47 90H49V88H46ZM45 89V90H46ZM61 89V90H62ZM89 89V88H88ZM117 89V88H116ZM127 89V88H126ZM149 89V88H148ZM56 90V89H55ZM59 90V89H58ZM67 91H68V89H66ZM75 90V89H74ZM108 90V89H107ZM143 90V89H142ZM147 90V89H146ZM145 90V91H146ZM152 90V89H151ZM166 90L164 91V92H166ZM39 91L41 92V94L40 95H38L39 94ZM83 91V90H82ZM82 91H80V93L82 92ZM92 91V90H91ZM91 91H89V92H91ZM111 91V90H110ZM114 91V90H113ZM120 91V90H119ZM118 91V92H119ZM123 91V90H122ZM127 91V90H126ZM125 91V92H126ZM155 91L156 90H154V92L153 93H155ZM160 91V90H159ZM168 91V90H167ZM45 92H47V94H51V93H48V92H52L53 93V91L52 90H49V91H45ZM72 92V91H71ZM84 92V91H83ZM102 92V91H101ZM157 92H158V90H157ZM164 92H162L161 91V94L162 93H164ZM183 92V91H182ZM219 92H221V91H219ZM245 93H246V91H244ZM67 93H69V92H67ZM75 93V92H74ZM114 93H115V91H114ZM117 93V92H116ZM124 93V92H123ZM153 93H151V94H153ZM159 93V92H158ZM169 93V92H168ZM173 93V92H172ZM175 93V92H174ZM178 93V92H177ZM215 93V92H214ZM46 94V93H45ZM57 94V93H56ZM61 94V92L59 93V97L61 96L60 95ZM77 94V93H76ZM84 94V93H83ZM86 94V93H85ZM122 94V93H121ZM145 94H147V92L145 93ZM149 94V93H148ZM167 94V93H166ZM180 94H182V93H180ZM180 94H178V95H180ZM190 94V95H191ZM213 94V93H212ZM217 94V93H216ZM252 94H254V93H252ZM52 95V94H51ZM51 95H50V97H51ZM55 95V94H54ZM70 95V94H69ZM158 95V94H157ZM177 95V94H176ZM183 95V94H182ZM181 95V96H182ZM209 95V94H208ZM211 95V94H210ZM255 95V96H256ZM44 96V95H43ZM53 96V95H52ZM74 96V95H73ZM79 96V95H78ZM107 95H105V97H106ZM111 96H113V95H111ZM119 96V95H118ZM149 96V95H148ZM150 96H152L153 97V95H150ZM154 96H156V95H154ZM159 96V95H158ZM170 96V95H169ZM168 96V97H169ZM172 96H175V94H173ZM215 96H218V95H215ZM66 96H64L63 95V98H65ZM67 97H69V96H67ZM93 97V96H92ZM104 97V96H103ZM102 97V98H103ZM122 97V96H121ZM125 97V96H124ZM146 97V96H145ZM161 97V96H160ZM167 97V98H168ZM176 98H178V96H175ZM186 97H187V95H186ZM219 97V96H218ZM228 97V96H227ZM227 97H225V99L227 98ZM41 98V99H40ZM49 98V97H48ZM52 98H54V97H52ZM58 98V97H57ZM62 98V97H61ZM63 98H62V100H63ZM81 98V97H80ZM99 98V97H98ZM101 98V97H100ZM101 98V99H102ZM109 98V97H108ZM115 98H116V96H115ZM118 98V97H117ZM128 98V97H127ZM158 98V97H157ZM156 97H155V99H157ZM163 98V97H162ZM161 98V100H165V99H162ZM165 98V97H164ZM182 98V97H181ZM188 98V97H187ZM215 98V97H214ZM258 98H260V97H258ZM54 99H56V97L54 98ZM54 99H51V100H54ZM59 99V98H58ZM67 99V98H66ZM70 99V98H69ZM92 99V98H91ZM95 99V98H94ZM100 99V100H101ZM114 99V98H113ZM148 99H149V97H148ZM160 99V98H159ZM158 99V100H159ZM179 100H180V98H178ZM183 99V98H182ZM203 99H205V100H207L206 102H203L202 103V100ZM210 99V100H209ZM224 99V98H223ZM263 99H264V97H263ZM49 100H50V98H49ZM48 100V101H49ZM71 100V99H70ZM73 100V99H72ZM76 100V99H75ZM83 100V99H82ZM99 100V99H98ZM112 100V99H111ZM140 100V99H139ZM167 100V99H166ZM166 100H165V102H166ZM170 100V99H169ZM178 100V101H179ZM184 100H185V98H184ZM215 100L216 99H214V102H210L212 105H214V103H215ZM229 100V99H228ZM47 101V102H48ZM88 101V100H87ZM106 101V100H105ZM126 101V100H125ZM132 101V100H131ZM151 101V100H150ZM153 101H154V99H153ZM153 101H151V103L153 102ZM160 101V100H159ZM174 101V100H173ZM177 100L175 99V101L174 102H176ZM182 101V100H181ZM220 101V100H219ZM219 101H217V103H219ZM225 101L226 100H222V102L225 104ZM62 102V101H61ZM64 102V101H63ZM62 102V104H64ZM98 101H96V103H97ZM114 102V101H113ZM134 102V101H133ZM157 101H155V103H156ZM168 102V101H167ZM166 102V103H167ZM170 102V101H169ZM208 102L206 103V104H208ZM229 102V101H228ZM41 103V104H40ZM54 103V102H53ZM67 103V102H66ZM95 103V102H94ZM115 103V102H114ZM123 103V102H122ZM137 103V102H136ZM150 102H148L147 104H149ZM159 103V102H158ZM161 103V102H160ZM159 103V104H160ZM173 102H171V104H172ZM209 103V106L211 105ZM217 103H215V104H217ZM227 103V102H226ZM98 104V103H97ZM103 104V103H102ZM107 104V103H106ZM124 104V103H123ZM152 104H154V103H152ZM158 104V105H159ZM162 104H164V101H163V103ZM221 104V103H220ZM223 104V106H225ZM38 105H40V107H39V109H38ZM55 105H56V103H55ZM128 105V104H127ZM131 105V104H130ZM133 105V104H132ZM135 105V104H134ZM144 105V104H143ZM142 105V106H143ZM156 105V104H155ZM167 106V104H164V107H166ZM174 105V104H173ZM173 105H171V106H173ZM218 105V104H217ZM229 105V103L227 104V106ZM233 105H234V103H233ZM46 106H47V104H46ZM50 105H48V107H49ZM65 106V105H64ZM89 106H90V104L89 105H87V103L85 102V104H81V105H78L77 107L79 108V110H84L83 112H85V110H87L88 111V109H89ZM93 106H95V104H93ZM100 106H101V104H100ZM104 106H105V104H104ZM113 106V105H112ZM123 106V105H122ZM152 106V105H151ZM178 106H180V105H178ZM209 106H207L208 108H209ZM215 106L216 105H214V109H215ZM218 106H220V105H218ZM231 106H232V104H230V108H231ZM235 106V105H234ZM233 106V107H234ZM51 107V106H50ZM92 107V106H91ZM97 107V106H96ZM116 107V106H115ZM154 107V106H153ZM161 107H162V105H161ZM212 107V106H211ZM226 107V106H225ZM56 107H53V110H51L52 109V107L50 108V111H51V114H50V112H49V114H47V115H45V116H48V118L46 119L44 116V118L46 119V120H48L50 117V119H58V117H61L62 115H61V112H62V110H60L59 111V109H58V111L60 112V116H59V114H58V111L57 110H54ZM59 108H60V106H59ZM67 108V107H66ZM70 108V107H69ZM125 108H127V107H125ZM129 108H131V107H129ZM139 108V107H138ZM141 108V107H140ZM144 108V107H143ZM149 107H147V109H148ZM167 108V107H166ZM174 108L176 109V107L174 106ZM99 109V108H98ZM103 109V108H102ZM101 109V110H102ZM106 109V108H105ZM108 109L109 110H111V108H109L108 107ZM145 109H146V107H145ZM151 109V108H150ZM153 109V108H152ZM151 109V110H152ZM161 109H163V108H161ZM204 109V110H203ZM216 109H218V108H216ZM215 109V110H216ZM228 109V108H227ZM90 110L91 109H89V111L88 112H90ZM107 110V109H106ZM120 110V109H119ZM139 110V109H138ZM144 110V109H143ZM165 110V109H164ZM170 110H171V108H170ZM172 110H173V108H172ZM221 110H222V104H221ZM230 110V109H229ZM43 111L41 112V115L42 114H46V113H43ZM47 111H49L48 110V108H47ZM100 111V110H99ZM140 111H142V110H140ZM148 111V110H147ZM153 111V110H152ZM155 111V110H154ZM157 111H158V109H157ZM210 111V110H209ZM208 111V112H209ZM212 111H213V107H212V110H211V113H212ZM217 111V110H216ZM220 111V110H219ZM67 112H68V110H67ZM71 112H73L72 110H71ZM79 112V111H78ZM106 112V111H105ZM112 112V111H111ZM117 112V111H116ZM134 112V111H133ZM143 112V111H142ZM170 112H172V111H169V113L166 115V113H164V117L163 118H165V116L166 117H169V115L171 116V113ZM173 112H174V110H173ZM207 112V113H208ZM27 113V114H28ZM64 113V112H63ZM66 113V112H65ZM69 113H70V111H69ZM81 113V112H80ZM114 113V112H113ZM127 113V112H126ZM137 113V112H136ZM147 113V112H146ZM150 113H151V111H150ZM207 113L205 114L206 116H208L207 115ZM211 113H209V115L211 114ZM221 113H222V111H221ZM0 114V115H1ZM11 114V115H10ZM37 114V115H36ZM53 114V115H52ZM75 114V113H74ZM79 114V113H78ZM83 114V113H82ZM108 114H110V112H108ZM116 114V113H115ZM122 114V113H121ZM141 114V113H140ZM144 114V113H143ZM152 114V113H151ZM9 115L11 116V118L9 117ZM35 117H34V116ZM71 115H72V113H71ZM157 115H158V113H157ZM177 115V116H178ZM212 115H214V113L212 114ZM212 115H210L211 116V118H212ZM84 116V115H83ZM131 116V115H130ZM142 116V115H141ZM150 116V115H149ZM182 116H181V118H182ZM206 116H203V117H206ZM210 116H208V117H210ZM224 116V115H223ZM41 117V116H40ZM43 117H42V119H43ZM62 117H64V115L62 116ZM70 117V116H69ZM88 117V116H87ZM93 116H91V118H92ZM137 117H138V115H137ZM146 117V116H145ZM151 117V116H150ZM154 117H155V115H154ZM175 117H176V115H175ZM175 117H174V120H175ZM190 117H189V119H190ZM214 117H215V115H214ZM213 117V118H214ZM221 117V116H220ZM68 118V117H67ZM90 118V119H91ZM147 118V117H146ZM149 118V117H148ZM159 118H160V116H159ZM162 118V117H161ZM173 118V116L171 117V119ZM178 118V117H177ZM186 118V117H185ZM207 118V117H206ZM11 120V122H10V120ZM152 119H154L153 117H152ZM171 119H170V121H171ZM210 119V118H209ZM77 120H78V118H77ZM133 120H135V117H134V119ZM180 120V119H179ZM204 119H202V121H203ZM44 121V120H43ZM50 121V120H49ZM70 121H72L71 119H70ZM89 121V120H88ZM159 121H160V119H159ZM163 121H165L164 119H163ZM167 121V120H166ZM169 121V120H168ZM177 121H178V119H177ZM187 121V120H186ZM216 121V120H215ZM69 122V121H68ZM79 122H80V120H79ZM97 122V121H96ZM145 122V121H144ZM206 122H207V119H206ZM206 122H205V124H206ZM218 122V121H217ZM221 122V121H220ZM47 123V122H46ZM89 123H91V122H89ZM159 123V122H158ZM157 123V124H158ZM189 123L191 124V120H190V122H188V126H190L189 125ZM197 123H198V121H197ZM212 123H213V120H212ZM52 124V123H51ZM69 124V126H70V123H68ZM80 124V123H79ZM78 124V125H79ZM103 124V123H102ZM146 124H148L147 122H146ZM151 124V123H150ZM162 124H163V122H162ZM175 124H176V122H175ZM181 124V122H179V125ZM185 123L183 122V125H184ZM200 124H201V122H200ZM200 124H197L198 126H200ZM208 124V123H207ZM6 125H9L10 127H11V125H12V129L14 130V129H16V128H19V129H17V131H18V136L16 137V135H14V133H13V137L15 138H19L21 135H19L20 134V132L22 131V129L24 128H26L28 131H27V133H28V135H26L27 133H26V131L25 130H23V134H25L26 136H27V138H24V137H26V136H24L23 138H22V140L20 139H18V141H17V146L20 144V142H23V146H24V150H25V146H26V151L24 152V151H22L23 149H21V153L19 152V156H18V158L16 157V158H14L15 157V155L17 156L18 154H15L16 153V151H15V149H17V147H16V145L14 146L13 144L15 143L16 144V141L14 140V139H12V141H11V139H10V142H13V141H15L14 143H11V145H13L14 147H16V148H14L13 146H12V148L10 147V145H9V147H8V145H7V142L6 141H8L9 142V140H8V138H10L11 136H10V133H8L9 131H8V129H10L9 127H7ZM46 125H48V123L46 124ZM65 125V124H64ZM78 125H76L77 127H78ZM165 125H166V122H165ZM165 125H164V127H165ZM168 126H169V128H166V129H163V132H162V136H163V134H167V132H169L170 131V124H167ZM171 125H173V124H171ZM177 125V124H176ZM176 125H174V126H176ZM178 125V126H179ZM182 125V124H181ZM186 125H187V122H186ZM209 125H210V121H209ZM208 125V126H209ZM219 125V123L217 124V126ZM45 126V125H44ZM56 126V125H55ZM81 126V125H80ZM154 126V125H153ZM160 126V125H159ZM187 126V127H188ZM202 126H203V124H202ZM215 126H216V123H215ZM216 126V127H217ZM221 126H222V124H221ZM221 126L219 127V128H221ZM6 127L8 128V129H6ZM31 127H32V125H31ZM46 127H49V126H46ZM150 127H152V125L150 126ZM156 127V126H155ZM162 127H163V125H162ZM182 127V126H181ZM186 127V128H187ZM192 126H190L189 128L190 129H192L191 128ZM194 127V126H193ZM20 128H21V130H20ZM45 128V127H44ZM88 128H89V126H88ZM143 128V127H142ZM147 128H149V127H147ZM154 128V127H153ZM158 128V127H157ZM184 128H185V126H184ZM186 128H185V130L183 131L182 130V134H185V133H189L190 131H188V130H186ZM196 128V127H195ZM195 128H193V130L195 131ZM198 128V127H197ZM201 128V127H200ZM205 128H206V126H205ZM209 129H208V131L210 130V126L208 127ZM211 128H212V125H211ZM35 130H38V129H40V127L39 128H34ZM174 129V128H173ZM202 129V128H201ZM216 129V128H215ZM225 129V128H224ZM5 130H7V131H5ZM82 130V129H81ZM90 130V129H89ZM176 130H177V128H176ZM227 130H228V128H227ZM226 129H225V131H226V134H227V131ZM230 130V129H229ZM11 131V134H12V130H10ZM53 131V130H52ZM52 131H51V133H52ZM77 131H78V129H77ZM128 131V130H127ZM138 131V130H137ZM201 131V130H200ZM205 131V130H204ZM203 131V132H204ZM219 132H217V133H220V130H218ZM4 132H7V134H8V137L6 136V134L4 133ZM16 132V131H15ZM50 132V131H49ZM73 132V131H72ZM140 132H142V131H140ZM146 132V131H145ZM148 132V131H147ZM207 132V131H206ZM206 132H205V134H206ZM213 132V131H212ZM211 131H210V133H212ZM216 132V131H215ZM214 132V133H215ZM222 132V131H221ZM230 132V131H229ZM45 133V132H44ZM53 133H55V131L53 132ZM70 133H71V131L69 132V136H71L70 135ZM139 133V132H138ZM170 133V135L173 133H171V132H169ZM175 133V132H174ZM178 133H179V131H178ZM197 133L198 132H196V134H194V135H197ZM200 133L201 132H199V134L198 135H200ZM210 133L208 132V134L210 135ZM84 134H86V133H84ZM158 134H159V131H158ZM176 134H177V132H176ZM216 134V133H215ZM223 134V133H222ZM39 135V134H38ZM62 135H64V133L62 134ZM68 134H66V136H67ZM83 135V134H82ZM118 136H119V134H117ZM134 135V134H133ZM136 135H137V133H136ZM138 135H140L141 137H142V139H143V137L144 136H142L141 134H138ZM148 135V134H147ZM154 135V134H153ZM173 135V134H172ZM188 136L190 135V134H187ZM193 134L191 133V136H192ZM209 135H208V139H209ZM10 136V137H9ZM28 136H29V138H28ZM65 136V137H66ZM68 136V137H69ZM84 136V135H83ZM121 136H122V134H121ZM121 136H120V138H121ZM160 136H161V133H160ZM183 136V135H182ZM181 136V137H182ZM186 136V135H185ZM200 136H202V135H200ZM218 136V135H217ZM13 137H11V138H13ZM82 137V136H81ZM80 137V139L82 140V138ZM124 137V136H123ZM153 137V136H152ZM176 137L179 139V137H178V134H177V136H175V137H173V138H175L176 139ZM204 137V136H203ZM47 138V137H46ZM50 138V137H49ZM55 138V137H54ZM126 138V137H125ZM136 138V137H135ZM148 138V137H147ZM171 138H172V136H171ZM172 138V139H173ZM183 138H184V136H183ZM193 138H194V136H193ZM192 138V139H193ZM197 138V140L195 139V141H196V143L198 142V138L200 139V137H196ZM205 138L207 139V135L205 136ZM210 138H211V136H210ZM214 138V137H213ZM221 138V137H220ZM7 139V140H6ZM25 139V142H29V144L28 145H26V143H25V145H24V140ZM52 139H53V137H52ZM76 139V138H75ZM114 139V138H113ZM149 139V138H148ZM156 139H157V137H156ZM155 139V140H156ZM164 139H165V136H164ZM186 139V138H185ZM191 139V140H192ZM217 138H216V136H215V138H214V142L212 143L213 145L214 144H216L215 143V140H216ZM46 140V139H45ZM55 140V139H54ZM61 140H63L62 139V137H61ZM60 140V141H61ZM74 140V139H73ZM77 140V139H76ZM120 140V139H119ZM119 140H118V143H119ZM144 140H147V139H144ZM151 140H153L152 138L150 139V141ZM166 140V139H165ZM169 141H170V137H169V139H168ZM174 140V139H173ZM201 140H203V139H201ZM205 140V139H204ZM204 140H203V145H204ZM223 140V139H222ZM130 141V140H129ZM148 141V140H147ZM160 141V140H159ZM159 141H158V143H159ZM189 141V140H188ZM188 141H187V143H188ZM207 141V140H206ZM216 141H219V139H217ZM58 142H59V140H58ZM58 142H57V144H56V148L55 149H57L58 147H59V145H58ZM115 142H117L116 140H115ZM133 142V141H132ZM165 142V141H164ZM172 143H173V141H171ZM194 142V141H193ZM208 142H209V144H210V141L208 140ZM207 142V143H208ZM45 143H47V142H45ZM49 143H51L52 144V142H50L49 141ZM49 143H48V146H49ZM110 143V142H109ZM160 143H162V145H163V142L161 141ZM175 143H177V142H175ZM181 143V142H180ZM186 143V144H187ZM190 143V142H189ZM189 143H188V145H189ZM195 142H194V145L196 144ZM207 143H206V145H207ZM9 144V143H8ZM86 144V143H85ZM128 144H130V143H128ZM138 144H141V142H139ZM144 144V143H143ZM198 144V143H197ZM196 144V145H197ZM212 144H210V145H207L208 147L209 146H211ZM46 145V144H45ZM57 145H58V147H57ZM133 145H134V143H133ZM167 145H168V143H167ZM173 145H174V143H173ZM176 145H178V143L176 144ZM184 145H185V143H184V141H183V146H181V148L180 149H178V154H182L183 152H185V147H184ZM206 145H205V148H206ZM212 145V146H213ZM217 145V144H216ZM215 145V148H213V149H215L216 150V152H217V150L219 149H216V146ZM21 146H22V144H21ZM22 146V147H23ZM83 146V145H82ZM106 146V145H105ZM132 146V145H131ZM151 146V145H150ZM190 146V145H189ZM46 147V146H45ZM53 147H54V143H53ZM104 147V146H103ZM113 147H114V145H113ZM125 147V146H124ZM155 147H156V145H155ZM162 147V146H161ZM170 147V146H169ZM198 147V146H197ZM12 149V151H9V150H11ZM18 148L20 149V145L18 146ZM48 148V147H47ZM165 148V147H164ZM178 148V147H177ZM187 148V147H186ZM192 148H193V146H192ZM195 148V147H194ZM199 148V150H200V147H198ZM204 148V147H203ZM52 148H50L49 150H51ZM60 149H61V147H60ZM150 150H151V148H149ZM153 149V148H152ZM172 149H173V147H172ZM172 149H171V152H172ZM207 149V148H206ZM212 148H210V150H211ZM221 149V148H220ZM219 149V150H220ZM225 149V148H224ZM13 150H14V154L15 155H13ZM18 150V149H17ZM47 150V149H46ZM158 150H160V148L158 149ZM164 150V149H163ZM166 150H168L169 151V149H167V147H166V149L164 150V151H166ZM177 150V149H176ZM215 150H214V152H215ZM218 150V153L220 154V151ZM227 150V149H226ZM58 151H59V149H58ZM146 151H147V149H146ZM168 151H167V155H168ZM190 151V150H189ZM188 151V152H189ZM203 151H204V149H203ZM17 152V153H18ZM60 152V151H59ZM143 152V151H142ZM154 152V151H153ZM160 152V151H159ZM171 152H170V154H171ZM177 152V151H176ZM187 152V153H188ZM194 152H195V154H196V151H195V149H194ZM193 152V153H194ZM211 152V151H210ZM58 152L56 151V153L54 152V154H57ZM61 153V152H60ZM62 153H63V151H62ZM145 153V152H144ZM190 153V152H189ZM188 153V154H189ZM217 153V154H218ZM222 153V152H221ZM228 153V152H227ZM48 154V153H47ZM151 154H152V152H151ZM202 154H203V152H202ZM208 154V153H207ZM141 155V154H140ZM144 155H146V154H144ZM143 155V156H144ZM147 155H148V153H147ZM154 155V153L152 154V156ZM156 155H157V153H156ZM159 155L161 156V153H159ZM165 155H166V153H165ZM193 155V157H194V154H192ZM192 155H190V156H192ZM205 155H206V153H205ZM214 155H216L215 153L213 154V156ZM225 155V154H224ZM226 155H228V154H226ZM59 156V155H58ZM61 156V155H60ZM142 156V155H141ZM175 156V155H174ZM177 156V155H176ZM200 156V155H199ZM208 156H209V154H208ZM213 156H212V158H213ZM216 156H218V155H216ZM53 157H54V155H53ZM147 157V156H146ZM145 157V158H146ZM162 157H163V155H162ZM165 157V156H164ZM163 157V158H164ZM171 157V156H170ZM187 157V155L185 156V158ZM189 157V156H188ZM206 157H207V155H206ZM210 157V156H209ZM221 157V156H220ZM50 158V157H49ZM54 158H56V157H54ZM148 158H149V156H148ZM175 158V157H174ZM195 158V157H194ZM202 158H203V156H202ZM208 158V157H207ZM217 158V157H216ZM225 158V157H224ZM15 159V160H14ZM58 159V158H57ZM63 159H64V157H63ZM136 159V158H135ZM154 159H155V157H154ZM166 160H167V156H166V158H165ZM171 160H172V158H170ZM180 159H182V157H180ZM187 159V158H186ZM215 159V158H214ZM213 159V160H214ZM222 159H223V157H222ZM43 160V159H42ZM138 160V159H137ZM175 160H176V158H175ZM175 160L173 159V161L175 162ZM203 160H204V158H203ZM220 160V159H219ZM52 161H53V159H52ZM140 161H142L141 159H140ZM139 161V162H140ZM173 161H172V163H173ZM186 161H188V159L186 160ZM201 161H202V159H201ZM206 160H204V162H205ZM210 161H211V159H210ZM218 161V160H217ZM221 161V160H220ZM225 161V160H224ZM230 161V160H229ZM228 161V162H229ZM45 162H49V160H47V161H45ZM51 162V161H50ZM54 162H55V160H54ZM169 162V161H168ZM177 162V161H176ZM181 162V161H180ZM179 162V163H180ZM222 162V161H221ZM52 163V162H51ZM56 163V162H55ZM59 163V162H58ZM159 163V162H158ZM163 163H165V161H163ZM167 163V162H166ZM232 163H236V162H234V160H232ZM239 163V162H238ZM46 164L47 163H45V166H46ZM49 165H51L50 163H48ZM47 164V165H48ZM160 164H161V162H160ZM174 164V163H173ZM178 164V163H177ZM177 164H176V166H177ZM215 164H217V163H215ZM237 164V163H236ZM48 165V166H49ZM39 166H40V164H39ZM178 167V166H177ZM37 169V168H36ZM40 171V170H39ZM37 173V172H36ZM32 175H33V177H34V179L32 178ZM39 176L41 175V172H39V174H38ZM43 176H44V174H42ZM46 175V174H45ZM48 175H49V173H48ZM41 177V182H43V184H44V181H43V179L42 178H44V177ZM56 176H57V174H56ZM46 177H47V175H46ZM50 177H51V175H50ZM35 178H36V180H35ZM45 179V178H44ZM50 179V178H49ZM49 179H47V180H49ZM106 179V178H105ZM113 179V178H112ZM111 179V180H112ZM60 180V179H59ZM61 180H63V177L61 176ZM34 181V182H33ZM51 181V180H50ZM50 181H47L46 182V184H49V186H50ZM113 181V180H112ZM174 181V180H173ZM52 182V181H51ZM55 182H56V180H55ZM105 182H106V180H105ZM240 182V181H239ZM63 182H61V184H62ZM166 183V182H165ZM170 183V182H169ZM236 183V182H235ZM43 184H41V185H43ZM55 184V183H54ZM174 184H175V182H174ZM65 185V184H64ZM55 186V185H54ZM58 186H60V185H58ZM62 186V185H61ZM78 186H80V185H78ZM41 186H39V188H40ZM51 187V186H50ZM144 187V186H143ZM53 188V187H52ZM51 188V189H52ZM65 188H67V187H65ZM70 188V187H69ZM83 188H85V187H83ZM147 189H148V187H146ZM238 188V187H237ZM64 189V188H63ZM68 189V188H67ZM80 189V188H79ZM142 189V188H141ZM144 189V188H143ZM72 189L70 188V191H71ZM80 190H82V189H80ZM87 190V189H86ZM39 191V190H38ZM149 191V190H148ZM46 192H47V189H46ZM55 193H56V195L54 196L53 195V193L51 192V194L53 195V197H55L56 198V196H57V190H55ZM65 193V192H64ZM35 194V195H34ZM41 194V193H40ZM62 194V195H61ZM10 195V198H11V195H13L14 196V198H15V196H18V195H20V196H23L24 197V199H20V196H19V198H17V200L15 201V202H17L16 203V205H20L19 206V208H21V210H23V212L22 213H20V214H18V213H12L11 214V216H12V220L10 221L9 219L8 220H6L5 219V215H3V210L4 211H10V209L12 208V206L10 205V203L8 202V201H6V199H5V202H2V198L3 197H7V196H9ZM38 195H39V193H38ZM60 195L62 196V199L60 200V201H58V199H57V202H56V199H52V206L54 207V208H52V207H50V209L49 210H51V208H52V213H54V209L57 207V205H55L54 204V202H56V203H59V206H61V205H63V204H65L64 206H66V203H67V206L65 207L66 208V212H68V211H70L71 212V208H72V210H73V207H71V206H73V205H71V204H69L68 202H70L71 201V199L69 198V200L70 201H68V199H67V197H68V195L67 194H65L66 195V198H64L65 199V201H67L66 203H64L65 201H63L62 202V200H63V191L62 192H60ZM64 195V196H65ZM103 195V194H102ZM42 196V195H41ZM46 196V195H45ZM58 197V196H57ZM41 200H42V202L41 203H43L42 205H43V207L46 205V201L44 202V200H47V198H44V200L42 199V198H40ZM251 199H254V198H251ZM250 199V200H251ZM255 199H256V197H255ZM254 199V200H255ZM249 200V201H250ZM38 201V200H37ZM169 201V200H168ZM173 201V200H172ZM252 201V200H251ZM50 199H49V204L47 205V206H49V205H51L50 204ZM48 203V202H47ZM71 203V202H70ZM169 203L171 204V201H169ZM252 203V202H251ZM257 203H258V201H257ZM40 204V203H39ZM54 204V205H53ZM72 204H73V201H72ZM164 204V203H163ZM167 204H168V202H167ZM253 204H254V201H253ZM253 204H252V206H253ZM256 204V203H255ZM36 205H37V203H36ZM165 205V204H164ZM258 205V204H257ZM34 206V205H33ZM39 206V205H38ZM58 206V207H59ZM69 206L71 207L70 208V210H69ZM143 206V205H142ZM173 206V205H172ZM256 206V205H255ZM254 207V206H253ZM15 208H16V206H15ZM19 208H16V209H19ZM34 208H35V206H34ZM49 208V207H48ZM48 208H47V210H46V213L47 212H49V210H48ZM142 208V207H141ZM37 209V208H36ZM42 209V208H41ZM46 209V208H45ZM112 209V208H111ZM115 210H116V207L114 208ZM139 209V208H138ZM168 209V208H167ZM166 209V210H167ZM32 210V209H31ZM43 210V209H42ZM41 210V211H42ZM57 210H58V214H59V212L61 211L62 213H64L63 211H65V209L64 208H62V206H61V209L60 208H57L56 209V211L55 212H57ZM60 210V211H59ZM108 210V209H107ZM128 210V209H127ZM142 210V209H141ZM162 210V209H161ZM164 210V209H163ZM20 211V210H19ZM28 211V212H27ZM45 211V210H44ZM51 211L49 212V214H50V216H51V220H52V215H51ZM117 211V213H118V210H116ZM38 212H39V210H38ZM65 212V213H66ZM145 212V211H144ZM143 212V213H144ZM37 213V212H36ZM44 213V212H43ZM64 213V214H65ZM69 213V212H68ZM110 213H111V211H110ZM109 213V214H110ZM134 213H135V211H134ZM140 212H139V210H138V214H139ZM39 214V213H38ZM48 214V215H49ZM57 214V213H56ZM64 214H62V216L64 215ZM133 214V213H132ZM48 215H47V217H48ZM66 216H67V219H68V223H71L72 224V222H70V216L68 215V214H65ZM64 215V216H65ZM136 215V214H135ZM31 216H35V213L34 214H32ZM43 216V215H42ZM45 216V215H44ZM56 217H58V215H55ZM63 216V217H64ZM69 216V217H68ZM113 216H114V214H113ZM131 216V215H130ZM134 216V215H133ZM140 216V215H139ZM47 217L45 218V219H47ZM59 217H61V216H59ZM77 217V216H76ZM110 217V216H109ZM144 217V216H143ZM142 217V218H143ZM29 218V217H28ZM35 218H36V220H37V218H39V217H37V216H35ZM40 218H41V214H40ZM43 218V217H42ZM40 219V221H42V222H39L38 220H37V222H39V224L41 223L42 224V227H40L41 228V231H40V233H42V231L44 230V231H50L49 229H50V226L48 227V225H47V227H46V224L47 223H49V225H50V223H51V221L50 220H47L48 222L46 223L45 221H44V219ZM50 218V217H49ZM65 218V217H64ZM64 218H62V219H64ZM74 218H75V215H74ZM103 218H104V215H103ZM136 218V217H135ZM11 219V218H10ZM54 219H56V218H54ZM58 219V218H57ZM61 219V218H60ZM72 217H71V221H72ZM76 219V218H75ZM106 219V218H105ZM107 219H108V215H107ZM106 219V220H107ZM114 219V218H113ZM127 219V218H126ZM14 220V223L12 222ZM65 220V219H64ZM64 220H61V222H64L63 224L65 225V222L66 221H64ZM74 220V219H73ZM122 220H123V218H122ZM128 220V219H127ZM139 220V219H138ZM137 220V221H138ZM143 219H141V221H142ZM10 221V222H9ZM50 221V222H49ZM54 222H55V220H53ZM52 221V224H55L56 225V223L57 224H59L58 223V220L56 221V223H54ZM125 221V220H124ZM133 220H129V223L130 222H132ZM43 222H44V225H45V227L47 228L46 230H45V228L43 229ZM59 222H60V220H59ZM74 222V224H76L75 223V221H73ZM126 223H127V225H128V222L127 221H125ZM175 222V221H174ZM9 225H8V224ZM34 223H35V220H34ZM36 224V223H35ZM39 224H36L37 226H40ZM51 224V225H52ZM67 224V223H66ZM120 224V223H119ZM118 224V222H117V225H119ZM122 224H123V222H122ZM137 224H138V222H137ZM29 225V224H28ZM60 225L62 226V227H64V229L66 228V227H69V230L73 227L72 225H71V227L70 226H68V224L67 225H65V226H63L61 223H60ZM124 225H125V223H124ZM124 225H122V226H124ZM130 226H132V225H134V224H132L131 225V223L129 224ZM61 226H59V229H61L60 227ZM121 226V225H120ZM126 226V225H125ZM17 227V228H18ZM31 227V226H30ZM52 227H55L54 225L52 226ZM107 227V226H106ZM117 227V226H116ZM16 228V229H17ZM39 228V229H40ZM49 228V229H48ZM56 228V227H55ZM58 228V227H57ZM56 228V229H57ZM119 228V227H118ZM30 229H37V227L36 226H34V228L32 227V228H30ZM43 229V230H42ZM52 229V228H51ZM68 229V228H67ZM106 229V228H105ZM201 229V228H200ZM21 230V229H20ZM27 229H25V227H24V232L26 231ZM54 230V229H53ZM52 230V231H53ZM58 230V229H57ZM62 230H63V228H62ZM104 230V229H103ZM115 230V229H114ZM118 230V229H117ZM116 230V231H117ZM199 230V229H198ZM107 232V230H104L103 232ZM58 232H60V231H58ZM106 232H105V234H106ZM117 232H119V230L117 231ZM195 232H196V230H195ZM199 232V231H198ZM115 233V232H114ZM226 233V232H225ZM234 233H236V232H234ZM27 234V233H26ZM109 234V233H108ZM198 234V233H197ZM219 234H221V233H219ZM107 235V234H106ZM112 235H113V233H112ZM112 235H111V237H112ZM226 235V234H225ZM228 235H229V232H228ZM48 235L46 234V237H47ZM56 236H57V234H56ZM105 236V235H104ZM114 236H117V235H114ZM219 236V235H218ZM233 236V235H232ZM238 236H240V235H238ZM33 237H34V235H33ZM43 237V236H42ZM107 237H110V234H109V236L107 235ZM141 237H144L143 235L141 236ZM256 237V236H255ZM54 237H51V239H52V241H54L55 239H56V237H55V239H53ZM123 238H125V237H123ZM127 238V237H126ZM234 238V237H233ZM50 239V238H49ZM113 239V238H112ZM115 239V238H114ZM122 239V238H121ZM128 239V238H127ZM146 240H147V238H145ZM221 239V238H220ZM219 239V241H221ZM224 239V238H223ZM222 239V240H223ZM240 239H242V238H240ZM239 239V240H240ZM104 240V239H103ZM103 240H102V243H103ZM130 240H131V238H130ZM141 240V239H140ZM228 240V239H227ZM42 241H45V238L43 237V239H42ZM46 241H47V239H46ZM57 241H60V240H58L57 239ZM118 241V240H117ZM116 241V242H117ZM125 241H126V239H125ZM132 241V240H131ZM219 241H218V243H219ZM228 241H230V240H228ZM227 241V242H228ZM49 242H50V240H49ZM105 242V241H104ZM134 242V241H133ZM143 242V241H142ZM145 242V241H144ZM148 243H149V241H147ZM161 242H163V241H161ZM161 242L159 243V244H161ZM187 242V241H186ZM212 242V241H211ZM227 242H225V243H227ZM253 242V241H252ZM251 241H250V244L252 243ZM55 243H56V241H55ZM119 243H121V241L119 242ZM118 243V244H119ZM131 243V242H130ZM135 243V242H134ZM152 243V242H151ZM164 243V242H163ZM166 243H168L167 241H166ZM165 243V244H166ZM188 243H190V242H188ZM195 243V242H194ZM208 243V242H207ZM218 243H216L217 244V246H218ZM247 243V242H246ZM111 244V243H110ZM122 244H123V242H122ZM136 244H137V242H136ZM141 244V243H140ZM146 244V243H145ZM153 244V243H152ZM171 244V243H170ZM192 244H193V242H192ZM196 244H198L197 242H196ZM203 244H205V245H207L206 243H202V245ZM214 244V243H213ZM220 244V243H219ZM221 244H223V242L221 243ZM228 244H229V242H228ZM226 245L227 246V250H228V246L229 245ZM248 244V243H247ZM253 244V243H252ZM62 246L61 247H63V246H65V244L63 245V244H61ZM115 244H112V246H114ZM120 245V244H119ZM125 245H126V248H127V250H128V246H127V244L125 243ZM132 245V244H131ZM168 245V244H167ZM174 246H175V244H173ZM184 245V244H183ZM183 245H180V247H182ZM201 245V244H200ZM212 245V244H211ZM254 245V248H253V251L255 250V243L253 244ZM53 246V245H52ZM104 246H106V243H105V245ZM111 246V245H110ZM111 246V247H112ZM139 246V245H138ZM145 246H147V244L145 245ZM154 246H156V245H154ZM160 246H162V244L160 245ZM159 246V247H160ZM166 246V245H165ZM164 246V247H165ZM169 246H171V245H169ZM186 246V245H185ZM191 246V245H190ZM199 246V245H198ZM209 245H207V247H208ZM216 246V247H217ZM237 246V245H236ZM239 246V245H238ZM257 247H258V245H256ZM58 247H60V246H58ZM131 247V246H130ZM133 247H134V245H133ZM141 247H142V244H141ZM163 247V246H162ZM188 247V246H187ZM197 247V246H196ZM205 247V246H204ZM220 247V246H219ZM251 248H252V245L250 246ZM256 247V249H261V248H257ZM50 248V247H49ZM64 248V247H63ZM105 247H102V251H103V249H104ZM126 248H124V249H126ZM152 248V247H151ZM151 248H150V250H151ZM171 248H175V247H172L171 246ZM201 248H202V246H201ZM211 248H213V247H211ZM220 248H222V247H220ZM247 249L249 248L248 246L246 247ZM250 248V249H251ZM52 249V248H51ZM65 249V248H64ZM144 249V248H143ZM153 250H154V248H152ZM155 249H156V247H155ZM162 249V248H161ZM176 249H177V247H176ZM178 249H179V246H178ZM196 249V248H195ZM194 249V250H195ZM204 249V248H203ZM205 249H206V247H205ZM209 249H210V247H209ZM60 250H61V248H60ZM66 251L68 250V248L67 249H65ZM64 250V253L66 252ZM111 250H113V249H111ZM134 250V249H133ZM136 250H137V248H136ZM139 250V249H138ZM164 250V249H163ZM184 249H182V251H183ZM191 250V249H190ZM216 250H217V248H216ZM226 249H225V251H227ZM62 252H63V249L61 250ZM71 251V250H70ZM108 251H110V250H108ZM117 251V250H116ZM119 251V250H118ZM141 251H142V249H141ZM149 251V250H148ZM176 251V250H175ZM180 251V250H179ZM200 251H204V250H200ZM219 251V250H218ZM220 251H221V249H220ZM224 251V250H223ZM230 251H231V249H230ZM232 251L233 252H236V254L237 253H239L240 251L239 250H237V249H235V248H233L232 249ZM231 251V253H232V255H233V252ZM250 251V250H249ZM51 252H52V250H51ZM56 252V251H55ZM113 252H114V250H113ZM136 252V251H135ZM138 252V251H137ZM149 252H151V251H149ZM160 251H158V253H159ZM168 252H170V251H168ZM171 252H174V251H171ZM178 252V251H177ZM197 252V251H196ZM242 252V251H241ZM245 252V251H244ZM251 252H252V250H251ZM251 252H249V253H251ZM49 253V252H48ZM60 253V252H59ZM68 251H67V255H68ZM110 253V252H109ZM108 253V254H109ZM139 253H140V251H139ZM155 253H156V251H155ZM164 253H165V251H164ZM178 253H180L181 254V256L182 257H184V258H187L188 256H190V257H193V255L191 254V253H189V252H182L181 253V251L180 252H178ZM202 253V252H201ZM204 253H205V251H204ZM224 253V252H223ZM227 253H229L228 251H227ZM247 253H248V251H247ZM114 254H115V252H114ZM114 254H112V256H114ZM116 254H117V252H116ZM126 254H128V253H126ZM135 254V253H134ZM169 254V256H170V253H168ZM177 254V253H176ZM175 254V252H174V254H173V256L174 255H176ZM221 254V253H220ZM246 254V253H245ZM252 254H253V252H252ZM263 254H264V252H263ZM54 255H55V253H54ZM57 255V254H56ZM66 255V256H67ZM125 255V254H124ZM124 255H123V257H124ZM146 255H148L147 253H146ZM155 255V254H154ZM159 255H161V254H159ZM158 255V256H159ZM172 255V254H171ZM203 255V254H202ZM205 255V254H204ZM224 255V254H223ZM222 255V256H223ZM227 255V254H226ZM225 255V256H226ZM229 255H230V253H229ZM240 255H242L241 253H240ZM239 255V256H240ZM248 255V254H247ZM246 255V256H247ZM261 255V254H260ZM260 255H259V257H260ZM74 257H72L73 259H75V263L74 264H105L106 263V261H104V259L107 257V255L105 256V254H104V252H103V254H102V256H98L97 258L96 257H94L92 254H87V253H85V250H84V248H79L78 249V252H75V255H73ZM104 256H105V258H104ZM110 256V255H109ZM118 256L120 257V254H118ZM122 256V255H121ZM142 256V255H141ZM144 256V255H143ZM157 256V257H158ZM172 256V260H173V257ZM177 256V255H176ZM179 256V255H178ZM178 256H177V258H178ZM208 256V255H207ZM209 256H211L210 255V253H209ZM218 256V255H217ZM249 256H251V255H249ZM119 257H118V259H119ZM146 258H147V256H145ZM151 257H152V253H151ZM156 257V256H155ZM164 257V256H163ZM190 257H188V258H190ZM232 257V256H231ZM235 257H236V255H235ZM243 257V256H242ZM242 257H239V259L240 258H242ZM248 257V256H247ZM247 257H246V259H247ZM252 257H253V255H252ZM257 257L258 256H256V258L255 259H257ZM55 258H56V256H55ZM71 258V259H72ZM110 258V260H111V256L109 257ZM114 258H115V256H114ZM146 258H144L145 259V261H146ZM159 258V257H158ZM169 258V257H168ZM206 258V257H205ZM208 258V257H207ZM207 258L205 259V261L207 262L208 260H207ZM220 258V257H219ZM223 258H225V257H223ZM228 258V257H227ZM227 258H225V260L227 259ZM263 258V257H262ZM117 259V257L115 258V260ZM195 259H197V258H195ZM216 259V258H215ZM229 259V258H228ZM227 259V260H228ZM237 259V258H236ZM244 259V258H243ZM112 260H113V258H112ZM140 260V259H139ZM139 260H137L136 258H134V257H132V258H130L129 260H128V258H125V259H120V261H118V264H144L142 261H139ZM142 260V259H141ZM148 260V259H147ZM175 260H176V257H175ZM183 260V259H182ZM213 260V259H212ZM222 259L220 258V261H221ZM226 260V261H227ZM245 260V259H244ZM109 261V260H108ZM162 261H164V259L162 260ZM179 261V260H178ZM183 261H185V264H186V260H183ZM216 261V260H215ZM215 261H212V263L213 262H215ZM219 261V260H218ZM234 261H235V258H234ZM251 261H253L252 259H251ZM105 262V263H104ZM148 262V261H147ZM146 262V263H147ZM151 262V261H150ZM154 262H156V261H154ZM159 262V261H158ZM198 262V261H197ZM200 262V261H199ZM223 262H224V260H223ZM222 262V263H223ZM240 262V261H239ZM110 263V262H109ZM149 263V262H148ZM147 263V264H148ZM152 263V262H151ZM164 262H162V264H163ZM183 262L181 261V264H182ZM211 262H210V264H212ZM229 263H230V260H229ZM233 263V262H232ZM237 263V262H236ZM247 263V262H246ZM246 263H243V262H240V264H246ZM252 263V262H251ZM250 263V264H251ZM257 263V262H256ZM255 263V264H256ZM107 264V263H106ZM115 264H116V262H115ZM152 264H154V263H152ZM165 264H166V262H165ZM187 264H191L190 262H187ZM192 264H193V262H192ZM207 264H209V263H207ZM225 264H227V262L225 263ZM248 264V263H247ZM259 264V263H258ZM261 264V263H260ZM263 264H264V261H263Z\"/></svg>",
  "mask_w": 264,
  "mask_h": 264
}]
</instances>
